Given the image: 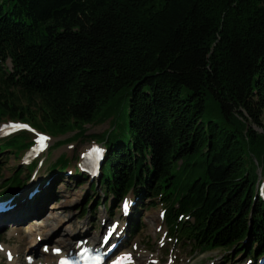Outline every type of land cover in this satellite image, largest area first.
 Instances as JSON below:
<instances>
[{
    "label": "trees",
    "instance_id": "1",
    "mask_svg": "<svg viewBox=\"0 0 264 264\" xmlns=\"http://www.w3.org/2000/svg\"><path fill=\"white\" fill-rule=\"evenodd\" d=\"M9 1L8 10L0 5V123L67 135L59 146L109 122L91 134L106 154L83 214L91 202L118 207L132 193L130 233L142 226V206H160L172 240L256 262L264 254V0ZM209 103L216 117L206 120ZM27 134L5 139L0 154L29 147ZM35 164L15 165L0 196L21 188ZM69 164L61 155L48 177L64 182ZM76 169L81 185L87 175Z\"/></svg>",
    "mask_w": 264,
    "mask_h": 264
},
{
    "label": "rangeland",
    "instance_id": "2",
    "mask_svg": "<svg viewBox=\"0 0 264 264\" xmlns=\"http://www.w3.org/2000/svg\"><path fill=\"white\" fill-rule=\"evenodd\" d=\"M0 5H3L5 10H8L12 8L13 2L9 0H0ZM213 115H216V112L213 110V105L209 103L204 118L206 120L208 118L215 119L216 116ZM8 122L11 121H6L5 123ZM108 127L109 122L95 126L87 125L89 129L87 131V137L67 141L59 146H54V144L57 140H63L67 135H65V137H56L49 135L47 132L43 135L39 129L30 130L31 132L27 134L29 140H34L40 136L47 137L46 140L41 141V143L37 145L40 151L43 152L42 155L40 154L39 158L41 166L37 167L36 170L31 173V177L22 186L23 188L20 191L23 196H20L19 200L17 199V201H15V203H19L15 204L17 209L12 214L0 218V264L9 263L3 250L5 246L10 248H14L15 246L18 251L17 253H20L21 256L15 264H43L44 254L42 253V245L39 243V245H35L33 248V258L35 262L29 263L27 260L28 257H25V255L31 251L28 248V229L32 225H36V222L40 223L41 225L39 224V226L42 228L47 227L51 230V235H48L49 239L46 241L47 243H44L46 244L44 245L45 247L52 245L57 237L62 238L68 234L74 237V239L68 241L71 243H74L80 235L100 237L109 225V222H119L120 226L123 225L122 229H124L125 233L124 250L129 248L132 252L133 260L131 264H227L228 259H230V264H245L247 262V257L244 255H229L225 254L223 250L207 252H201L199 250L194 251L190 244L185 246L170 239L167 234L164 220L160 217L162 211L160 206L149 207V205H147V207H141L142 209L139 217L142 226H140L137 233L133 234L127 231V227H124L127 208L132 206L130 203L128 207L125 208L124 206L113 207L112 204L108 202L107 208H105L103 205H96L91 202L88 213L84 215L82 208L89 202V196L85 188L92 182L91 178H86L83 183L79 185L80 180L66 175L64 182L59 183L55 191L52 192V183L46 182L48 179L47 170L50 166L54 164L61 155L65 154L70 160L68 166L69 173L71 171L74 173L75 167L81 164L84 153L98 143L97 140L91 138V134L103 132ZM4 140L5 139L0 138L1 143H3ZM25 151L26 150L23 149L17 155H15L14 150H8L0 154V170L2 173L0 187L3 186V181L6 179L9 180L12 176L15 165L22 164ZM67 170L68 169L65 171L67 172ZM27 174L28 170L25 168L22 175L26 177ZM37 183H39V187L45 190V194L40 196L39 199H36L38 197L36 196L37 191H35L37 188L34 187V184ZM43 183L45 189L43 188L44 186L40 185H43ZM100 195L101 190H99L96 198ZM110 205L112 206V212L109 210V207H111ZM33 209H38V214L32 216L33 214H31V212ZM28 214H30L31 218H24V215L27 216ZM14 215H16V217H13ZM14 226H17V228ZM18 228L20 229L18 233L23 236L24 239L20 238L19 235L13 234L14 231H16L15 229ZM140 256H149L151 257V261L149 263H144ZM252 264L255 263L252 262ZM256 264H259V261H257Z\"/></svg>",
    "mask_w": 264,
    "mask_h": 264
},
{
    "label": "bare ground",
    "instance_id": "3",
    "mask_svg": "<svg viewBox=\"0 0 264 264\" xmlns=\"http://www.w3.org/2000/svg\"><path fill=\"white\" fill-rule=\"evenodd\" d=\"M36 188H37V186H36ZM9 203L6 205L7 208H10L11 207V205ZM15 204H19V203H15ZM31 214H33L32 216L38 214V209H33L32 212H31ZM27 217L28 218H31L30 217V214H28L26 216V218ZM125 223H127V221ZM39 224L40 223H37L36 222V225L37 226L36 225H32L28 229V234H29L28 248L31 251H29V253H27V255H25V257H28V258L29 257H31V258L34 257L33 256V254H34L33 253L34 252V250H33L34 246L35 245H39V244H41L40 242H42V250H43L42 253L44 254V256H43V258H44L43 264H57L58 259L61 256H63V255H69V254H72V253H76L77 250H79L80 248H82L83 246H85V243H84L85 238L84 237H86V236H81L80 235L79 237H81V238L77 239L74 243L73 242L71 243V242H68V241L70 239L71 240L74 239V237L68 234V235H66V236H64L62 238H58L57 237L55 239V241L53 242V244L50 245L49 247H47L48 250L47 251H44V245H45L44 243H46V241H48V239H49V236L48 235L50 234L51 230L49 228H47V227L46 228H42L41 226H39ZM122 226H120V229L119 230H116L115 233L114 232L113 233L114 234H121L118 237H120L121 240H122V242L124 243V241H125V233L122 231ZM14 227L17 228V226H14ZM15 230L16 231H14L13 234L19 235L20 238H23L24 239V237L21 236L18 233V231L20 229L18 228V229H15ZM33 236H34V238H33ZM89 237H90V240H89L90 241V245H92L93 243L99 242V237L98 238H96V236H89ZM36 238H37V240H36ZM54 248H60L62 251L60 253H55V252L52 251V249H54ZM3 250H4V252H5L6 255H8L9 253L11 255H13V258L14 259L12 258L11 261H8L9 262L8 264H15V263H17V261H18V259H19V257L21 255H20V253H17L18 251L16 250L15 246H14V248H10V247H6L5 246L3 248ZM45 253H47V254H45ZM125 253H130L131 254L132 252L130 251V249H125V250L123 249L120 252H116L113 255V257H112V260L115 261L117 257H119V256H121V255H123ZM140 258L143 260L144 263H149L151 261V257H149V256H145V257L140 256ZM125 259H127V258H125ZM132 260H133V258H132V254H131V259H127L126 264H131V261ZM32 261L34 263L35 262V259H32ZM22 264H24V263H22Z\"/></svg>",
    "mask_w": 264,
    "mask_h": 264
},
{
    "label": "snow or ice",
    "instance_id": "4",
    "mask_svg": "<svg viewBox=\"0 0 264 264\" xmlns=\"http://www.w3.org/2000/svg\"><path fill=\"white\" fill-rule=\"evenodd\" d=\"M14 126H15V127H19V128H26V127H28L27 125H23V124L14 125ZM46 139H47V137H44V136H41V137H40V140H41V141L46 140ZM94 150L97 151V152H103V151H104L102 148H99V147H96ZM124 207H125V208L128 207V201H125V203H124ZM103 240H104V241H107V240H108V236L103 237ZM47 250H48V249L45 248V251H47ZM52 251L55 252V253H60L62 250H61L60 248H54V249H52ZM84 251L87 252V251H89V250H88V249H84ZM93 251H94V250H93ZM9 258H11V254H10V253H9ZM125 258H127V259H131V254H130V253H125V254H123V255L117 257L116 260L112 262V264H118L119 261H122V260H124ZM28 259L31 260V257H29ZM88 259H89V260H94V261L99 262V261H101V260L103 259V255H102V253H100V252H95V254L89 256ZM59 264H75V261L70 260V259H69L68 257H66V256H61V257H60V260H59Z\"/></svg>",
    "mask_w": 264,
    "mask_h": 264
},
{
    "label": "water",
    "instance_id": "5",
    "mask_svg": "<svg viewBox=\"0 0 264 264\" xmlns=\"http://www.w3.org/2000/svg\"><path fill=\"white\" fill-rule=\"evenodd\" d=\"M261 130H262V129H261ZM8 195H9V193H8V194H5L4 196H1L0 199L6 197V196H8Z\"/></svg>",
    "mask_w": 264,
    "mask_h": 264
}]
</instances>
